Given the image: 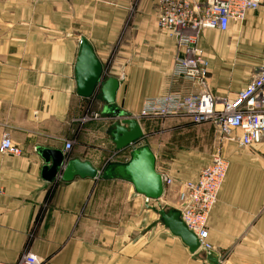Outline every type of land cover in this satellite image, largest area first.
<instances>
[{
    "label": "crops",
    "instance_id": "0c3cea01",
    "mask_svg": "<svg viewBox=\"0 0 264 264\" xmlns=\"http://www.w3.org/2000/svg\"><path fill=\"white\" fill-rule=\"evenodd\" d=\"M166 1L0 0V140L8 133L21 149L0 153V262L33 252L43 264H264V145L241 146L239 131L221 135L184 115H141L147 97L199 89L171 73L179 49L157 25ZM80 39L101 65L90 96L77 91ZM197 46L209 90L232 98L264 63V0L226 30H202ZM109 79L113 102L102 90ZM129 118L142 134L116 148L112 124ZM144 146L155 170L173 179L168 201L164 188L148 201L124 171ZM47 149L63 156L51 180ZM215 151L227 171L205 255L170 231L162 211L174 210L180 183L195 180ZM71 161L88 162L96 175L65 178Z\"/></svg>",
    "mask_w": 264,
    "mask_h": 264
},
{
    "label": "built area",
    "instance_id": "2783aa9c",
    "mask_svg": "<svg viewBox=\"0 0 264 264\" xmlns=\"http://www.w3.org/2000/svg\"><path fill=\"white\" fill-rule=\"evenodd\" d=\"M260 3L261 0H167L157 16V25L170 32L179 49L171 73L174 77L192 81L199 89L196 93L175 91L147 97L142 102L141 115H184L196 124L211 122L221 135L239 131L237 141L241 146L264 145V63L252 80L232 98H218L207 86V61L197 46L202 30H226L230 21L242 20L247 11L256 10ZM0 153H21L8 133L1 137ZM226 171V159L215 151L198 177L181 182L177 192L175 210L185 227L197 238V250L205 255L212 251L207 219L217 201ZM160 175L164 189L172 184L169 176ZM2 192L0 183V195ZM14 264H43V260L35 253L27 252Z\"/></svg>",
    "mask_w": 264,
    "mask_h": 264
},
{
    "label": "water",
    "instance_id": "95a60500",
    "mask_svg": "<svg viewBox=\"0 0 264 264\" xmlns=\"http://www.w3.org/2000/svg\"><path fill=\"white\" fill-rule=\"evenodd\" d=\"M75 69L78 94L90 96L99 81L101 65L85 39H80V51ZM116 87L117 82L114 79H109L103 85L102 90L107 102H113ZM119 114L125 115V113L116 111V115ZM112 125L115 129L112 132V136L116 148H122L134 143L142 134L139 123L133 118L124 119L121 124L113 123ZM42 156L46 163L51 159V165L48 167L47 172V179L51 180L62 165L63 156L59 151H51L49 149L44 150ZM73 168L75 172H72ZM124 171L130 176L134 187L139 193L144 194L148 198H159L162 195L163 184L161 175L155 170L154 155L148 147L144 146L134 149L131 160L124 166ZM74 173L80 176L88 175L93 177L96 175V170L88 162L71 161L67 166L64 177L69 178ZM162 217L170 231L180 236L191 251L197 250V238L180 220L178 211H162Z\"/></svg>",
    "mask_w": 264,
    "mask_h": 264
},
{
    "label": "rangeland",
    "instance_id": "374dc122",
    "mask_svg": "<svg viewBox=\"0 0 264 264\" xmlns=\"http://www.w3.org/2000/svg\"><path fill=\"white\" fill-rule=\"evenodd\" d=\"M155 117H162V116H155ZM171 178V177H170ZM172 179V178H171ZM172 184H173V179H172ZM170 185V186H167L165 189H164V194H163V196L165 197V199L168 201V199H170L169 197H171L172 195H174V194H172V193H174L173 192V185ZM176 201H177V194L175 195V198H174V201H172V203H169L171 206H173L174 207V210H175V208H176ZM155 202L156 203H159L157 200H155ZM162 203V202H161ZM167 203V202H166ZM167 203V204H168Z\"/></svg>",
    "mask_w": 264,
    "mask_h": 264
}]
</instances>
